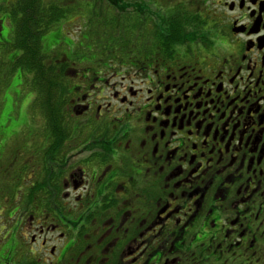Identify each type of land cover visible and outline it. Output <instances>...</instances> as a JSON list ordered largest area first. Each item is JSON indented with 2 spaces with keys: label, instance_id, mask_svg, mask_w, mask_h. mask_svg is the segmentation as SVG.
Wrapping results in <instances>:
<instances>
[{
  "label": "flooded vegetation",
  "instance_id": "flooded-vegetation-1",
  "mask_svg": "<svg viewBox=\"0 0 264 264\" xmlns=\"http://www.w3.org/2000/svg\"><path fill=\"white\" fill-rule=\"evenodd\" d=\"M16 2L0 264H264V0H100V63L50 44L66 67L49 95L14 45Z\"/></svg>",
  "mask_w": 264,
  "mask_h": 264
},
{
  "label": "trees",
  "instance_id": "trees-1",
  "mask_svg": "<svg viewBox=\"0 0 264 264\" xmlns=\"http://www.w3.org/2000/svg\"><path fill=\"white\" fill-rule=\"evenodd\" d=\"M87 1L94 3L93 8L89 9V11L95 12L94 17L96 16V19L85 25L79 22L74 30L72 28L64 29L69 20L68 16L76 13L77 9L79 11L81 6L72 7V0H17L16 6L19 7V11H16L17 8L11 11L13 13V17H11L13 24L11 27L12 32H14V45H19L23 49L24 57H29L34 66L33 77L30 82L31 86L42 85L41 90L43 89L45 94L49 95V85L56 82L57 84H63L64 81L61 82V79L65 80L63 71L66 65L62 61H58L56 65L57 72L54 75L55 66L47 61L46 59L48 58L44 56L48 54L50 44L58 45L57 58L62 57L59 54L60 49L66 47L72 53L71 56L74 62L87 58L90 62L95 60L93 62L100 63V46L96 47L93 45L94 40H100V0ZM70 20L72 23L73 19ZM54 27L56 28V33L52 36V39L45 38L44 36L47 32ZM77 32H82L83 55H79L81 46L72 50L69 46L80 40ZM55 38L56 41L53 42ZM94 50H98V52H94ZM46 104L48 108L49 103ZM53 105L51 103L49 107L52 108ZM31 113L34 114L33 107Z\"/></svg>",
  "mask_w": 264,
  "mask_h": 264
},
{
  "label": "rangeland",
  "instance_id": "rangeland-1",
  "mask_svg": "<svg viewBox=\"0 0 264 264\" xmlns=\"http://www.w3.org/2000/svg\"><path fill=\"white\" fill-rule=\"evenodd\" d=\"M104 1H106L109 4H113V2H115V0H104ZM77 5H81L79 7V11L77 9L75 11L76 13H73V14L68 16L69 20L67 21L66 26L64 27V29H67V28L71 29L72 28V30H74L75 26L77 24H79V22L82 23V25H85V24H88L91 21L93 22V20L96 19V16L94 17V13L95 12L89 11V9H92L93 6H94V3L92 1L88 2L87 0H84V1L80 2L78 0H72L71 6L75 8V7H77ZM87 6H88V8H87ZM70 19H73L72 23H71ZM59 33H60V30H59ZM81 34H82V32H77V36L80 38V40L77 43H75L74 45L73 44L69 45L71 50L73 48H79L81 46L79 55H83L82 54V50H83L82 38H83V36ZM100 44L103 46V48L106 47L107 45H109L108 37L107 36L106 37L102 36L100 38V40H94V42H93V45L96 46V47H99ZM113 49H114V47H113ZM94 52H98V50H94ZM1 62H2V60L0 61V89H1V85H2L3 81L6 82V78L4 77V75L2 73L3 66L1 65ZM14 73H15V69L11 71V77H13ZM4 158L7 159V161H8L7 164H8V167H9V171H11V167L13 169L16 167V166L14 167L15 164L12 163L13 158H11V157L8 158L6 156ZM12 264H20V262L17 260V258H15L14 261L12 262ZM26 264H29V263L26 262Z\"/></svg>",
  "mask_w": 264,
  "mask_h": 264
}]
</instances>
